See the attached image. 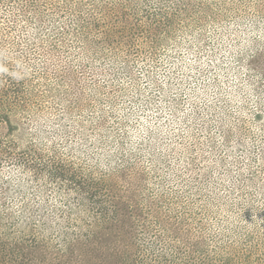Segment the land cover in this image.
<instances>
[{"label":"rangeland","instance_id":"rangeland-1","mask_svg":"<svg viewBox=\"0 0 264 264\" xmlns=\"http://www.w3.org/2000/svg\"><path fill=\"white\" fill-rule=\"evenodd\" d=\"M234 1L232 9L225 3L229 10L222 6L225 10L212 16L172 8L177 0H120V14L126 11L135 24L130 47L121 51L102 44L89 59L82 55V44L74 47L68 33L55 30L47 44L72 45L67 56L50 53L36 38L23 48L18 33L4 35L1 49L9 65L18 63L17 57L24 61L22 68H37L16 115L23 131L15 134L37 136L34 141L45 155L77 161L86 138L103 147L116 138L114 151L133 153L126 165L145 181L154 177V165H161L159 188L185 191L190 209L179 210L176 220L186 223L182 231L191 233L189 243L202 245L197 252L213 257L215 264H264V142L252 120L258 105L255 87L264 85V14L259 0ZM221 119L232 124L223 141ZM156 147L161 155L153 157ZM159 157L162 164L156 162ZM10 174L9 167L0 166L1 219L27 195L12 190L16 181ZM32 177L22 175L37 188ZM67 184L46 180L42 196L58 203ZM193 198L207 207L211 198H220L218 208L211 204L218 213L189 217ZM140 237L143 241L144 234Z\"/></svg>","mask_w":264,"mask_h":264},{"label":"trees","instance_id":"trees-1","mask_svg":"<svg viewBox=\"0 0 264 264\" xmlns=\"http://www.w3.org/2000/svg\"><path fill=\"white\" fill-rule=\"evenodd\" d=\"M119 1L0 0V166L6 165L14 173L10 174L16 181L12 190L16 187V191L27 192L19 207L7 210L0 218V264H215L213 257L197 252L200 243H189L191 233L182 231L186 223L176 220L181 217L177 213L189 210V201L181 189L175 192L159 188L156 179L161 165H154V177L145 181L142 173L126 165L134 160L133 153L123 154L120 148L114 151L116 138L112 137V144L107 147L95 144L94 138H86L77 161L74 156L62 159L57 154L45 155L34 141L37 136L24 139L15 134L23 131L16 115L29 91V82L36 78L37 68L32 64L22 68L24 61L17 57L14 59L19 64L9 65L1 49L3 36L18 33L16 39L24 48L33 46L35 38L39 46L47 44L53 30L57 34L63 31L74 47L82 44L85 58L97 55L102 44L122 51L132 43L135 24L126 11L120 14ZM225 3L232 9L236 1L177 0L172 8L180 5L181 12L197 10L200 15L213 12L215 16L224 7L229 10ZM258 8L264 14V0L258 1ZM118 17H122V22ZM23 30L28 36L34 32L37 35L23 38ZM97 36L101 43L95 40ZM47 45L50 53L66 56L72 46L61 40ZM27 61L26 58L25 62L30 63ZM255 90L258 105L252 120L256 121L257 136L264 142V85ZM218 124L223 141L232 124L226 119ZM152 133L159 142L157 131ZM156 150L157 147L153 157L156 152L161 155ZM157 159L162 164L163 159ZM24 172L38 182L37 188L22 178ZM62 179L68 183L63 199L58 198L56 203L42 196L46 180ZM218 199L211 198L207 207L193 198V215L189 217L217 214L214 208H218ZM182 237L187 239L188 252L180 245ZM165 246L169 248L163 249Z\"/></svg>","mask_w":264,"mask_h":264}]
</instances>
